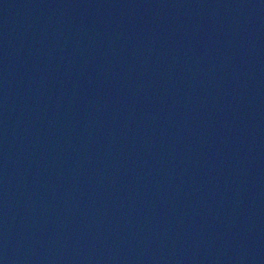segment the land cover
I'll return each instance as SVG.
<instances>
[{
	"label": "water",
	"instance_id": "obj_1",
	"mask_svg": "<svg viewBox=\"0 0 264 264\" xmlns=\"http://www.w3.org/2000/svg\"><path fill=\"white\" fill-rule=\"evenodd\" d=\"M0 264H264V0H0Z\"/></svg>",
	"mask_w": 264,
	"mask_h": 264
}]
</instances>
